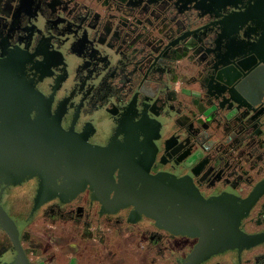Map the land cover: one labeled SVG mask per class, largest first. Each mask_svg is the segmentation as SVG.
<instances>
[{
    "label": "flooded vegetation",
    "instance_id": "1",
    "mask_svg": "<svg viewBox=\"0 0 264 264\" xmlns=\"http://www.w3.org/2000/svg\"><path fill=\"white\" fill-rule=\"evenodd\" d=\"M216 1L0 0V49L16 44L28 49V77L33 62L44 55L70 64L87 54L132 53L138 61L144 52L149 70L139 79L138 111L132 114L138 132L157 138L151 172L185 177L205 198H244L264 179V63L236 29L222 33L220 19L231 7L222 9ZM173 23L187 27L171 35ZM158 31L171 35L165 40L173 45L158 48ZM83 76L79 72L78 86ZM39 88L50 99L52 88ZM87 92L73 105L82 115L99 105L92 90ZM58 93L54 104L65 109ZM74 110L67 112L65 124ZM90 139L104 142L96 135ZM239 227L248 234L264 231V190ZM149 236L140 227L109 219L50 216L26 228L22 245L41 264H159ZM182 241L196 242L188 236Z\"/></svg>",
    "mask_w": 264,
    "mask_h": 264
},
{
    "label": "water",
    "instance_id": "2",
    "mask_svg": "<svg viewBox=\"0 0 264 264\" xmlns=\"http://www.w3.org/2000/svg\"><path fill=\"white\" fill-rule=\"evenodd\" d=\"M216 2L222 9L231 7L220 19L222 33L236 29L264 63V0ZM184 27L173 23L169 31ZM170 36L158 31L157 47L173 45L165 40ZM146 57L144 52L138 61L132 53L87 54L82 62L67 64L57 55H44L33 62L28 77L32 53L18 44L0 49V264H41L29 258L23 233L55 215L140 227L153 240L159 264H264V231L248 234L239 227L264 190V179L244 198H205L185 177L151 172L157 138L138 132L132 114L138 111L139 79L149 70ZM79 72L85 74L80 86ZM42 84L52 88L50 99ZM86 88L99 105L96 110L88 105L91 111L82 115L73 105ZM57 89L65 109L54 104ZM71 109L76 110L65 124ZM184 236L194 238L195 245L183 243Z\"/></svg>",
    "mask_w": 264,
    "mask_h": 264
},
{
    "label": "rangeland",
    "instance_id": "3",
    "mask_svg": "<svg viewBox=\"0 0 264 264\" xmlns=\"http://www.w3.org/2000/svg\"><path fill=\"white\" fill-rule=\"evenodd\" d=\"M56 216V215H55ZM50 217V216H49ZM47 218V217H46Z\"/></svg>",
    "mask_w": 264,
    "mask_h": 264
}]
</instances>
